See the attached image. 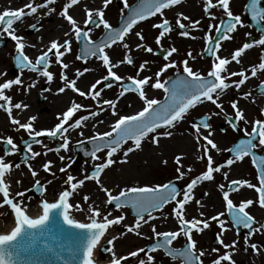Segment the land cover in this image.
Here are the masks:
<instances>
[{
    "label": "snow or ice",
    "instance_id": "obj_1",
    "mask_svg": "<svg viewBox=\"0 0 264 264\" xmlns=\"http://www.w3.org/2000/svg\"><path fill=\"white\" fill-rule=\"evenodd\" d=\"M110 2L111 0H103V8L95 11L85 9L86 16L83 19L84 27H81L77 19L72 14H69L70 9L75 11L73 6L78 5L79 0H68L59 12V15L69 26L68 30L63 33L62 41L58 38L51 39L47 45L43 46V50L35 57L34 62L25 54L24 49L26 44L24 38L16 34V29L13 27V24L15 21H20L25 15L37 13L38 9L47 8V12L44 15L52 13L54 9L48 7V5L55 3V0H43V3L35 5L32 3V0H29V3L24 5L22 9L6 10L0 13V35L7 34L15 42V62L21 73L27 69L28 71L36 73L39 77L46 78V81L51 83L53 81V73L48 69L50 58L54 56L55 63L60 66L59 78L65 82L63 87L57 89V93H64L66 89H70L78 93L81 97H90L97 105V111H91L88 115H81L73 121L74 114L81 110L82 105L72 101L66 110L57 115L56 119L58 122L54 126L37 130L34 127L37 116H29L27 122L24 123L13 117L14 109L23 113L28 109L29 105L23 101L13 103V97L5 94V91L11 90L13 86H17L18 88L23 87L24 92L27 93L29 89L35 87L37 82L33 80L24 87V81L21 75H16L14 79H6L0 82V110L7 113L8 120L11 125L17 126V131L23 129L31 140V143L28 140L21 141L24 145V152L21 155L20 163L14 165L16 169H19L21 164H25L31 177H37V171L29 164V160L35 159L40 155L39 152L32 150L33 144H41V141L37 137L47 136L52 139H62V143L54 149L48 148L45 145L46 151L44 155L54 151L59 159L64 161L65 157L59 155V153L61 150L65 152L69 150L70 137L67 134L71 130L84 128L85 122L90 117H97L100 113L104 112L106 109L101 105H106L111 110L113 116H118L114 123L110 125L109 131L96 132L94 135L87 137H84L83 131L79 132V135L84 138L77 140L76 145L84 151L85 157H90L93 162L98 161L101 157L97 153H101L107 149L106 159L101 163H94L92 171L88 175H84L82 179H76L71 174L67 175L64 183L69 187L60 191L58 198L54 202L41 200L39 204L40 214L35 216L28 214L26 205L22 204L24 192L28 191V189L17 191L10 198V182H6L5 178L12 172L13 165L11 162L6 161L5 157L16 152L17 145L13 142L11 136L0 138L4 145L3 155H0V194L3 196L2 205H8L11 208L14 223L10 231L0 234V264H39L41 260H63V264H69V261L64 259L63 254H75L77 252L82 253L80 264H95L92 258L93 249L101 241V237L104 236L106 229L113 224L119 225L121 221L125 220V216L120 214L114 219H110L111 211H108L102 216L103 222H98L97 218L102 215L100 209L88 203L87 212L91 213L88 217L90 222H80L74 219L69 214V209L72 207H75L77 211H81L82 209L79 204H69V197L73 195L78 186L84 185L87 180H94L99 186L100 191L106 196L105 204H112L114 202L116 209L130 207L133 210L136 217L135 223L131 226L128 224L124 225V229L128 233L134 232L137 235H141L139 230L142 226L148 225L149 221H154L158 218L154 215L155 212L163 209L165 205L175 202L172 215L178 224L176 230L158 231L156 225L152 224L151 233L155 240L147 247V250L145 248H137L119 257H117L111 247L101 246L102 251L112 253L109 264H121L122 261L124 264H127L129 258L135 259L136 264H156L158 258L150 253H156L157 250H163L165 255L169 256L173 261L179 259L180 264H205V260L203 259L206 255L205 250L198 249L197 240L194 239L193 233H203L205 229L210 227V221H215L220 231L216 237L218 247L211 249V252L216 255L209 260V264H235V261L232 259V254L237 250L238 241L232 240L228 244L221 239V236L224 235L226 230L227 222L225 219H222L225 214L231 220L232 225L236 227L237 235H239L240 228L247 230L244 234L243 241L245 251L250 247L253 252H259V247L256 243H249L254 233H264V223L258 222L246 210L254 205V200L243 198L236 204L230 198V192H234L243 186H246L248 189H254L257 194V200L255 202L259 204L260 208L264 209V157L258 158L255 151L258 148L264 149V108L260 109V118L250 120L247 117L246 111L239 107V101L237 99H229V104L234 115H226L227 123L232 131L242 132L244 138L239 139L238 143L233 147L223 149V151L232 154L223 163H217L214 161L213 156L209 154L210 150H215L219 153L221 149L213 139L215 129L212 128L211 123L208 121L211 119V115H219L225 111L222 106L223 102L221 101V97L226 94V90L235 88L242 99H247L252 94L247 91L240 92L239 90L247 81L252 78H257L259 79L257 87L258 94L264 95V79L260 78L264 76V52H261L258 63L253 62L248 66L242 65V59L247 50L252 49L254 46H264V35H261L257 40L245 42L241 46L231 50L228 57L217 55L216 53L221 48V41L231 40L233 38L231 34L236 31L237 26L244 27V24L241 21V17L235 15L231 10L230 0H215V2L213 0H204L203 14L208 16L210 20L216 21L218 19L213 14L212 9L218 7L223 12V17L219 19V23L215 25L210 23L208 25V29L211 30L214 27L216 33H219V36H210L207 33L204 36L205 51L212 57V63L206 75L189 66V59H195L190 51L187 53V58L179 62L170 59L172 54L178 51L173 46L164 50L163 60L165 62L152 76L144 75L141 78L142 71L150 70L146 67L149 65V61L144 60L139 64L135 77H123L118 75L113 69L124 63L129 65L133 64V57L125 54L122 60L118 59L113 63L106 50L111 49L118 42L122 43V47L125 50H129V44L123 41L133 29L134 25L157 14L163 18L165 15L164 10L180 4L181 0H140L135 7H130L127 0H124L123 7L129 9V14L119 28H114L104 18V9L107 8ZM245 8L254 21L258 23L259 21H264V7L259 6V0H250V3L246 4ZM24 9L28 11L25 12ZM181 19L189 21V24L181 23ZM175 24L179 28V36L188 37L189 27L197 29L200 20H190L187 15L177 13ZM101 26L104 29V35L99 40H93L90 37L93 27L100 28ZM30 27L39 30L37 29L36 23L30 25ZM152 27L158 30V35L155 37L157 46H160L161 38L173 30L172 24L166 18H163L160 23L153 24ZM259 30L264 32V27H261ZM135 35L141 41L135 44L136 49H142L144 52L153 55L156 54L152 47L146 46L143 43L145 37L140 32H136ZM73 37L81 44L80 53L76 56V60L86 63L90 57H95L97 61L102 62L103 67L107 71L106 75H103L90 84L87 93L76 86V79L69 80L65 74V69L69 68V64L65 63L62 57L71 53ZM192 39H195V37H192ZM30 46L35 48L34 44ZM232 62L240 65L239 70L229 71L227 66ZM171 68L176 69V78L162 80L161 74ZM88 71H90L88 68H84L83 71L76 70L75 76L76 78L83 77ZM4 75L6 73L0 72V77ZM153 77L155 78L154 82ZM232 77H237L238 79H231ZM102 81H104L103 87L96 90L97 85H100ZM109 81L121 82L119 84L120 90L118 96L115 100H98L104 88L111 87ZM149 86L152 89L162 90L164 99L148 98L145 88ZM42 91H49V89H43ZM128 92L136 93L139 100L143 103V107L132 115H118L116 112L117 101ZM206 101H210L219 112L205 115L190 125L193 130L190 135L193 137L197 146V153H200L195 156V159L205 161L206 170H203L187 183L182 192V199L177 198L181 195V191L172 180L166 183L151 185L125 186L120 188L115 195L110 188L103 185L100 178L101 173L115 163L113 159L115 153L123 150V157L120 162L125 163L130 153L141 149L142 141L148 138L149 134H152L151 141L153 144L158 142V137H172V129L178 123L185 120L189 110L194 109L197 105L204 104ZM102 122L100 120L97 121V123ZM241 122L245 125L244 128H240ZM93 128H95V125H93ZM159 129H163V131H158ZM225 131L227 129H220V132ZM127 141H131L132 145L122 149V146ZM85 142L92 145L91 149L85 150L83 148ZM245 157H251L253 165L257 168L258 186L247 180H230L228 181L226 190L225 184H219L217 187L222 196L224 211H219L215 215L207 218H203L205 214L201 211L199 216L203 219L196 217L187 219L185 207L193 200V189L201 182L214 181V173H221L224 179L228 180V171L222 172V169L232 166L237 161H242ZM162 163L167 165L168 161L164 160ZM174 163L177 165L175 169L178 174L175 177L176 180L183 179L187 173L193 171L191 166L187 168V171H182L184 166L181 155L174 157ZM51 164V161L44 162L42 164L43 170L49 172ZM66 167H70V165L61 167L59 169L60 172H64ZM74 180L75 183H73ZM15 183L19 185L20 180L17 179ZM34 187L41 193L45 190L44 185L38 179H35ZM17 197L20 199H17ZM83 199L84 201H88L89 197L85 195ZM195 203L201 205L200 200H195ZM55 209L61 210L60 217L63 225L82 230L86 235L82 239L77 240L66 238L56 225L50 223V214ZM178 237H183L185 240L182 248L172 247L173 242L177 241ZM116 239L117 237L113 236L107 240V244L112 245ZM219 246L225 249L222 254L219 253ZM140 254H143L144 258H141Z\"/></svg>",
    "mask_w": 264,
    "mask_h": 264
},
{
    "label": "flooded vegetation",
    "instance_id": "obj_2",
    "mask_svg": "<svg viewBox=\"0 0 264 264\" xmlns=\"http://www.w3.org/2000/svg\"><path fill=\"white\" fill-rule=\"evenodd\" d=\"M213 2H215V0H213ZM249 3H250V0H230L231 10L233 11L235 15H239L241 17V21L243 22L244 27H240L238 25L236 31L231 34L233 36L231 40L221 41V48L216 53L217 55H220L221 57H228L231 50H234L236 47L241 46L245 42H251L253 40H257L260 38L261 35H264V32H261L259 30L261 27H264V21H259L258 23L257 21H254L252 19L251 15L245 8V5ZM82 4L86 5V3H79L78 6L80 5L82 6ZM203 4H204V0H181L180 4L164 10L165 15L163 18H166L169 20V22L173 26V30L169 34H167L165 37H162L160 46H157V44L155 43V37L158 35V30L153 27L151 29V35H152L151 46L154 52L156 53L155 55L153 54L152 55L154 56L155 60H158L157 62H155L156 64L155 63L154 65L152 64L153 67L154 66L158 67V68L157 67L155 68V71H157L159 67H161L163 63L165 62L163 60L164 50L169 49L174 46L177 48L178 51L177 53H173L170 59L176 60L177 62H179L180 60L187 58V53L190 51L192 55L195 57V59H189V66L192 67L194 70L200 71L202 74L206 75L207 70L212 63V57L207 51H205L204 36L206 33L210 36H217V37L219 36V33H216L215 28L213 27V29L209 30L208 25L210 23L213 25L219 23V19L223 17V12H222V9H219L218 7L215 9H212L213 14H215L218 18L216 21H212L210 20L208 16H205L203 14ZM121 6H123L122 3L119 4V7ZM259 6L264 7V0H259ZM48 7H51L54 9V11L50 13V15H53L55 12V6H48ZM87 7H88L87 5L85 7L83 6L81 7V11H82L81 17L83 19H85V16H86L85 8ZM100 8H103V1H101L100 3L99 9ZM71 10L72 9L69 10V14H72V12H70ZM24 11L26 12V9H24ZM37 12L38 14L35 13L32 15H25L24 17H22V19L19 22L22 24V30H23L22 37L24 39H27L28 37L30 38L36 35L37 40L41 41V44H42L45 41V40H42V35L45 33L44 30L47 31L48 26L53 25L52 26L53 29H56L57 26H55V22L52 23L53 18H50L49 22L51 23V25L48 24L47 27H44V26L41 27V23L37 22L40 20L38 17L39 16L46 17L47 15H44V13L47 12V8L38 9ZM105 13H106V8L104 9V16H106ZM177 13H183L184 15H187L190 18V20H200V24L197 29H192L191 27H189L188 37H181L178 34L179 28L175 24V21L177 19ZM35 15H36L37 21H35L34 23L37 24V29L39 30L31 28L30 25L34 23H28L27 21V17H30V16L33 17ZM121 17H120V20L117 22V24L113 27H116L118 25V23L122 19ZM163 18L160 17L159 14H157L156 16H153L144 21H141L136 25L143 24L145 22H151V24L153 25L156 23H160ZM224 18L226 19V17ZM181 23L189 24V21H184L183 19H181ZM25 25L26 27H24ZM80 26L84 27L83 22H82V25ZM102 28H103L102 26L100 28L93 27V29H95L96 31L92 30V32L90 33V37L93 32H97L101 30ZM103 34H104V30L101 31L98 38H95V39L92 38V39L99 40L101 39V36ZM192 37H195V39H192ZM8 43L9 41L5 40V46ZM118 43L121 44V42H118ZM38 44H40V42H38ZM5 46L3 48H5ZM80 48H81V44L77 42L75 38L73 37L72 49L74 52V59L71 58L72 51L70 54H66V55L70 57L69 60L75 61L77 63L75 64L77 66L76 68L79 69V67L82 66V70H83L84 68L88 67V64L93 59H95V57H90L86 63L80 60H76V56L80 53ZM40 50H43V47H41ZM24 51H25V54L28 55L29 51H26L25 49ZM261 52H264V46H254L252 49L247 50L246 54L244 55L242 59V65L248 66L249 64L253 62L258 63ZM15 55L16 54H14L11 59L12 64H11V68L9 71L10 73H12V75L11 77H9L10 79H14L16 75H22V73L19 70H17V66L15 62ZM28 56L31 57V55H28ZM54 59H55L54 56L50 58L49 69H48L52 73H54L56 69V65L53 61ZM34 60L35 59H33V62ZM134 62H135V59L133 60V64H131L130 66H133ZM98 65H99V69L104 68L102 65V62L98 61ZM227 67L229 71H237L239 70L240 65H237L235 62H232ZM137 69L138 68H135V73ZM23 73H24L23 75L26 78L24 81L25 87L28 84H30L33 80L37 82L35 87L29 89V91H36L39 94V97L34 100V103L37 104V102L39 103L40 101L45 102L46 97L49 94V91H42V90L49 89L50 84H52V82L48 83L46 81V78L39 77L37 76L36 73L28 71L27 69L23 70ZM90 73L91 74L93 73L92 74L93 77L91 78L92 83H93L97 79V75L95 74L97 73V71L91 70ZM181 74H182V69H181ZM143 76H144V73L141 76V78ZM176 76H177L176 69L171 68L167 70L165 73L161 74V79L170 80V79H175ZM260 78L264 79V76H261ZM54 79L56 78L54 77L53 80ZM231 79H238V78L232 77ZM154 80L155 78L153 79V82ZM0 82H2L1 79H0ZM109 83H111V87L106 88L107 90L114 88L117 82L109 81ZM258 84H259V79L252 78L251 80L247 81L246 84L242 86V88L239 90L240 92L247 91L252 94L247 99H242L240 95H238L237 90L235 88L226 90V94L221 97V101L223 102L222 106L225 109L223 113H220L219 115H211V113L219 112V110L216 109L215 106L212 105L210 101H206L204 104L197 105L194 109H190L189 113L186 115L185 120L181 121L175 126L173 130H176V133H177L176 136H178L179 134V136L177 137L178 140L180 142L185 141V140L189 141L190 143L192 142V145L194 146V152L192 156L190 157V160L183 159V156H182V163L184 164V168H182V171H187V168L189 166L192 167L193 171L190 173H187L185 178L182 180H174V179L172 180L173 183L176 184L177 188L181 191V195L177 197L178 199H182V192L185 189V186L187 185V183H189L191 179H193L195 176L199 175L203 170H206V162L195 159V156L200 153H197L196 151L197 146L193 140V137L190 135V133L193 131L190 127L191 123L199 120L201 117L205 115H211V119L208 122L211 123L212 128L215 129L213 139L217 143L221 151L217 153L215 150H210L209 154L213 156L214 161H216L217 163H223L226 159H228L232 155L231 153L223 151V149L233 147L236 143H238L239 139L244 138L242 132L232 131L231 127L227 123L226 115L227 116L234 115V112L231 109L230 104H229V99L230 98L237 99L239 101V107H241L242 109L246 111L247 117L250 120L260 118V109L264 108V95L258 94V91H257ZM100 85L103 87L104 81H102ZM149 87H146L145 91ZM16 89H17V86H13L11 90H6L5 93H9L11 94L12 97H16L13 95L14 93L17 92ZM155 90H156V94H158V96L160 97L158 100H163L164 99L163 91L158 90V89H155ZM129 93H132V92H128L125 94H129ZM132 94L137 95L136 93H132ZM45 110H46L45 112L48 111V109H45ZM127 110L128 108L124 110L125 113L127 112ZM2 111L3 110H0V112ZM183 125H185L186 130L184 132L183 131L180 132L178 129ZM244 127L245 125L241 122L240 128H244ZM221 128H225L227 129V131L220 132ZM249 130H250V125H249ZM158 131H163V129H159ZM150 135L152 134H149V136ZM45 137L48 138L47 136ZM217 138L220 140V144L218 143ZM49 141L50 142L53 141L55 143L54 147H57L60 143H62L60 138H59L58 143L54 141L53 139L52 140L49 139ZM127 142L132 143L129 141ZM76 148L77 146L74 149L75 152H76ZM255 151L257 153L258 158L264 157V149L258 148ZM60 152L62 153L64 151L61 150ZM201 152H202V149H201ZM91 171H89L88 174ZM105 171L106 169L104 170V172ZM223 171H228L229 173L228 180H225L221 173H214V181L201 182L193 189V200L190 201L185 207L187 219H191L193 217L203 219L211 215H215L219 211H224L222 196L217 187V185L219 184H222V183L225 184L226 190H227L228 181L230 180H247L250 183L256 184L258 186V183H259L258 182V172H257V168L252 163L251 157H245L242 161H237L232 166L222 169V172ZM103 173H101V177ZM31 193L33 194L35 192L33 191ZM205 193H207V195H205ZM230 198L233 199L234 203L236 204H238L243 198L253 199L254 205L246 210L249 211V213L258 222L264 223V209L260 208L259 204L255 202L257 200V194L255 193L254 189H248L246 186L240 187L236 191L230 192ZM195 200H200L201 205H197L195 203ZM68 202L70 204H73L74 203L73 198H69ZM82 202L83 204H79L81 208L87 204V201H84V199L82 200ZM173 207H175V202L165 205V207L162 210L154 213L155 216L157 214H161V217H158L154 221H149L148 225L142 226V228L139 231H142V229L146 228L145 226H149L150 231L148 235L146 236L147 238L146 240H144L140 236H137L139 241L137 243L138 246L136 247V249L145 248V250H147V247L150 246L154 242L155 238L152 236V233H151L152 224L156 225V228L158 231L176 230L178 228V224L174 216L172 215ZM201 211L204 212L205 214L203 218L199 216V213ZM222 219H225L227 223H226V230L224 232V235L221 236V239H223L224 242L228 244H230L232 240L238 241L237 250L234 251L232 254V259L235 261V264H264V233H254L253 236L249 240L250 244L256 243L258 245L259 252H253L250 247L247 249V251H245V245L243 241H244V234L247 232V230L240 228L239 235H237V229L236 227L232 225V222L227 216V214H225V216L222 217ZM219 231L220 229H219V226L216 224V222L210 221V227L208 229H205L203 233H200V234H196L195 232L193 233L194 239L197 240L198 249L205 250L206 255L203 258L205 260V264H209V260L211 258H214L216 255L211 252V249L214 247H218L216 244V237ZM184 243H185L184 238L178 237L177 241L173 242L172 247L182 248L184 246ZM224 251L225 249H223L222 246H219V253L222 254ZM150 254H153L158 258L156 261V264H180L179 259L173 261L169 256L165 255L163 250H157L156 253H150ZM140 255H141V258H144L143 254H140Z\"/></svg>",
    "mask_w": 264,
    "mask_h": 264
},
{
    "label": "bare ground",
    "instance_id": "obj_3",
    "mask_svg": "<svg viewBox=\"0 0 264 264\" xmlns=\"http://www.w3.org/2000/svg\"><path fill=\"white\" fill-rule=\"evenodd\" d=\"M17 1L18 2L15 3L14 0H4V1L2 0V2L4 4H7V5L4 9L1 8L0 10L1 11L18 10V9L24 8V5H26L27 2L29 3V1H27V2L23 3L22 5H18L21 0H17ZM101 1H103V0H82V2L86 3V5L88 6L85 9H90L93 11L99 9ZM79 3H80V1H79ZM81 7H82L81 5L80 6L76 5L73 8L75 11H73V10L70 11V12H72V15L74 16V18L77 19L78 23H80V25H82V22H83V18L81 17V14H82ZM37 14H38V12H37ZM36 15L33 17H31V16L27 17L28 23H34L35 21H37ZM26 25H28V24H26ZM26 25L24 27H26ZM55 25L57 26L56 29L52 28L53 25L48 26L47 31L42 35V40H45L44 43H42V44H41V41L37 40L36 35H34L33 37H30V38L28 37L27 39L29 41L27 39H24V42L26 44L25 50L29 51L28 55H31V57H29L30 59H32V60L35 59V57L38 55V52L41 51L40 50L41 47H43L44 44L47 45L51 39L58 38L62 41L63 33L65 31H67L68 28H66L65 25L60 24V23L55 24ZM19 26L22 27V24L18 22V24L16 25V28H18ZM139 26H143V24L135 25L133 27V29L130 31V33L125 37V41L129 44V50L131 53H133L134 50H139V49L135 48V44L139 43V42L135 39V36H134L136 32H139V29H140ZM93 31H96V30L93 29ZM18 32L19 31L16 29V34H18ZM93 33H95V32H93ZM38 42H40V44H38ZM33 44L35 45V48L30 46ZM11 46H14V45H11ZM120 46H121L120 43L114 44L111 49H107L108 54H110V53L112 54L113 51L116 50V48L120 49ZM0 54H1V51H0ZM68 54H70V53H68ZM69 58L70 57L68 55H66L65 57H62V60L65 63L69 64V68L65 69L66 76L68 77L69 80L76 79L77 80L76 86L78 88H80L82 91H85L87 93V89L90 86V84L92 83V81L90 79L93 77V75L90 72H86L83 77L76 78L75 70H77L78 68H76L77 66L74 63H72L71 60H69ZM112 62L114 63V61H112ZM90 63L93 64L92 70L99 69L98 61L96 59H93ZM1 65H4V63ZM151 66H153V65H150L149 67H151ZM72 67L74 68V70ZM2 69L3 68H1V66H0V72L4 73V71H2ZM119 69L120 68L118 66L117 68H115L113 70L117 72ZM23 74L24 73L22 72L21 78L23 79V81H25L26 78ZM119 75H121V74L119 73ZM0 79L3 82L4 80L10 79V78H5V75H4L3 77H0ZM64 83H65L64 81H61L59 79H54L52 81V84H50V87H49V94L46 97V101H45L44 105H38V104L34 103V100L39 97V94L36 91H29V93L27 92L25 95L19 94L18 96L13 97V103L23 101L24 103H27L28 105H30L28 107V109L25 110L23 113H20L19 110L14 109L13 110V117L16 119H19L22 123H24V122H27V118L29 116H32V115L37 116V120L34 123V127L37 130H39L41 128H50V127L54 126V124L56 122H58L56 118H57V115L59 113L66 110V108L68 106H70L72 101H75L76 103H78L77 99H75V96H77L80 99L81 98L84 99V101H87V98H89V97H87V98L81 97L78 93L73 92L70 89H66L64 93L58 94L57 89L59 87H63ZM108 91L109 90L104 88V91L101 93V97H99L98 100L109 99L111 93H109ZM148 92H151V90L149 88L146 90V93H148ZM5 94L8 95L9 93H5ZM124 97H126V94ZM153 97L155 98L156 95L154 94ZM126 102H127V100L120 99L118 101V103L116 104V112L118 113V115H132V114H135V112L142 109L141 107H137L135 105H132L129 108V110H127L126 114H123L119 110L121 108H124V106L126 105ZM101 106H103V105H101ZM83 107H84V105H83ZM45 109H48V111L45 112L46 111ZM46 113H48V114H46ZM117 118H118V116H110V115L106 116L103 113H100L97 117H90L89 120L85 122L84 128L71 130L70 133L67 134L70 137V144L69 145L74 146V144H76L77 140L83 139L84 137H87V136L94 135L96 132L109 131L110 125L112 123H114L115 119H117ZM98 120L103 121V122L97 123ZM93 125H95V128H93ZM16 128H17V126L11 125L10 121L8 120L7 113L2 114V112H0V138L8 137L9 134L11 133V130L17 131ZM19 131H21L23 134L27 135V133L23 129H20ZM81 131L84 132V137H81L79 135V132H81ZM1 140L2 139H0V141ZM218 143L220 144L219 139H218ZM44 146H45V144L37 145L36 148L32 147V150L42 154L41 152L45 151V149H46ZM146 149H147L146 145H145L144 141H142V147H141V149H139V152L136 150L133 153H130L128 156H130V155L131 156L128 157L126 159L127 162L124 163V164L133 163L132 166H128V165L127 166L131 170V173L132 172H133V174L135 173L134 175H130L129 171L127 170L128 168H126V167L121 168L120 170L118 169V171H116V172L113 170L110 172L111 174H109V175H111V177H110L109 181L104 184V186L105 187L112 186L113 188H110V189L114 195L118 193L120 188H123L125 186H133V185L143 184L142 182H140V180L142 177H143V179H144V177H147L148 173L150 172V169L153 170L154 168L158 169L160 167H169L168 164L164 165L162 163V161L167 160L168 163L170 162V160L174 161V157L176 155H181V156H183V159L190 160V157L192 156V154L194 152V146L192 145V142L190 143L189 141H186V140L181 141V142L178 141V142H176L175 145L170 144V145L163 146V149H161L160 151H159V149H155V150L152 149L151 151H148V153L144 154V151ZM156 150H158V151H156ZM2 152L3 151L0 149V155H2ZM153 152H156V153H153ZM171 152H172V154H171ZM139 153L141 155H139ZM54 154H55V156H54L55 160H59L62 163L64 162V161H61L59 159V157L56 153H54ZM59 155H61V153H59ZM97 155L100 156L101 158L106 156L105 153L104 154L100 153ZM117 155H119V154L117 153L113 157H115ZM44 157H45V162H47V161L52 162V158L49 157L48 154L45 155ZM43 163H44V161L41 162V165ZM94 163H97V161H95V162L91 161L90 162V164H94ZM11 164H12V162H11ZM41 165H39V163H34L32 165L33 169L35 171H37V173H38L36 178L31 177L30 173H28V170H26L24 168L16 169L13 166L12 172L9 175H7L5 178L6 182H10V189H9L10 198L12 196H14L17 191H23V188H27V189L31 188L33 186V184L35 183V179L40 180L41 173L43 171V168ZM65 166H66V163H64V165H61V166H58V165L51 166L49 172L51 174H54V173H56V171L58 169H60L61 167H65ZM86 168H87L86 164L81 165L78 167V170H76L74 173L71 172L70 174L73 175L74 177H76V179H82L85 172H86L85 171ZM22 170H25L27 172V174L25 176H23V175L21 176ZM108 173H109V171H108ZM17 179L20 180L19 185H17L15 183V181ZM59 183H60V181L58 182L56 180L53 183L47 185V186H49L48 187L49 188L48 195L53 194L55 192L54 187L61 185ZM73 183H75V180L73 181ZM91 185H94L93 182H91V184L86 182L84 185L78 186L76 191L79 190V192L82 193V196L79 195L81 198H83L85 195H87L89 197L87 204L91 203L93 205V207H98L101 211L106 206V204H105L106 196L104 193H102V191H100L99 188H97L96 191H92L93 189H92V187H90ZM118 185H121V186L119 187ZM59 193L57 195H55V197H53L52 200L50 199L47 201L54 202V200L58 198ZM1 195L2 194H0V196ZM50 197H52V196H50ZM71 197L73 198V196H71ZM45 199H46V196L41 197V198H37L33 203V204H36L34 206L31 204L26 205L24 202L22 204L26 205V207L28 209V214L35 216V215L40 214L39 204H40L41 200H45ZM87 204L81 208L82 209L81 211H77V209L75 207L70 208L69 214L74 219H77L80 222H86V223L90 222L88 217L91 215V213L87 212ZM71 205H75V204L73 203ZM2 210H5V208L2 207ZM2 210H0V211H2ZM6 210H8L9 212H12L10 206H7ZM101 214H102V212H101ZM109 218L114 219V217H109ZM97 220H98V222H103L100 219V217H98ZM122 222L123 221H121V224H122ZM121 224H119V225L113 224V225L109 226V230L108 229L106 230L104 236L101 238L100 243L93 249L92 258H93L95 264H109L112 253L106 254L105 256L101 255L100 248L103 245H107L108 247H111L113 249V252L117 255V257H119L120 255L124 254L125 251L129 250L128 247L131 246L130 245L131 241L133 242L135 238H138L137 236H140L144 240L147 239L146 236L148 235V233L150 231L149 226H145L146 228H144V229H142V231H140L141 235H137V234L135 235V233L133 232V233H130L129 235H127L126 237H122V236H119L118 234H116L117 230L115 229L118 226H121V227L124 226V224H122V225ZM12 226H14L13 216L11 217V219L7 223H2V220H0V234L4 233L6 231H10ZM113 236L117 237V239L113 241L112 245H108L107 240L111 239Z\"/></svg>",
    "mask_w": 264,
    "mask_h": 264
},
{
    "label": "rangeland",
    "instance_id": "obj_4",
    "mask_svg": "<svg viewBox=\"0 0 264 264\" xmlns=\"http://www.w3.org/2000/svg\"><path fill=\"white\" fill-rule=\"evenodd\" d=\"M14 1H15V3L18 2L17 0H14ZM27 1H29V0H21L18 5H22L23 3L27 2ZM79 1H80V3H83L82 0H79ZM136 1L137 0H127V3H128V5L130 7H132V5L133 6L135 5ZM67 2H68V0H55V3L48 5V6H55V12H54V14L53 15H50V13H49L46 17L45 16H39L38 18L40 20L37 21V22L41 23L42 26L47 27L48 24L51 25V23L49 22V19L50 18H53V22L52 23H54V22H55V24L60 23V24L65 25L66 28H69V26L67 25V22L59 15V12L61 11V9H63V5L65 3H67ZM32 3L34 5L35 4H40V3H43V0H32ZM119 3L120 4L121 3L123 4L124 3V0H111L110 4L106 8V13H105L106 16H104V18L107 19L112 26H115L117 24V22L120 20L121 15L122 14L123 15H126L127 14V11H128L123 6L119 7ZM6 5L7 4H4L2 2V0H0V9L1 8L4 9L6 7ZM82 6L85 7L86 5L82 4ZM4 11H6V10H4ZM4 11H1L0 10V13H3ZM27 11L28 10L26 9V12ZM18 22L19 21H15L14 24H13V27L19 31L18 32V35H21L22 36V31H23L22 30V27L19 26L18 28H16V25L18 24ZM151 25H152L151 22H145V23H143V26H139V28H140L139 29V32L145 37L143 43L146 46H150V47H152L151 46V37H152V35H151L152 26ZM102 30H104V29L102 28L101 30H99V31H97L95 33H92L91 34V38H93V39L98 38V36H99V34L101 33ZM44 32H46V30H44ZM134 36H135V39L140 43L141 41H139V39L136 37V35H134ZM0 39H3L4 41L5 40H8L9 41V43L5 46V48H3V49L0 50L1 51V54H0V61L1 62L0 63L1 64L4 63V65H1L0 64V66H1V68H3L2 71H4V73H6L5 78H9L12 75V73H10V71H9L10 68H11V64H12V62H11L12 60L11 59H12V56L14 54H16V52H15V42L12 41L7 36V34L0 35ZM123 42H126V41L124 40ZM11 45H14V46H11ZM125 54H128V55L132 56L133 57V60L135 59V62H134V65L133 66H130L127 63H124L123 65L122 64L119 65V68L120 69L117 72L115 71L118 75L120 73V74H123V75H121L123 77H127V76H133V77H135V74H136L135 73V68H138L139 67V64L141 62H143L144 60L149 61V65L146 66V67L149 68L150 70H148V71H142L141 72V76L143 75V73H144V75H149V76H152L153 75V73L155 72V68L157 66H154V67L153 66L149 67V66L152 65V64L154 65V63L157 62L158 60H155L154 56L151 53H146L142 49L134 50V52L131 53L129 50H125L122 47V43H121L120 49L116 48V50H114L112 54L110 53L109 56H110L111 60L114 61V63H115L116 60H118V59H121L122 60ZM71 58L74 59L73 49H72ZM53 61L55 63V59ZM71 62L74 63V64H77L75 61H71ZM55 65H56V69H55V71L53 73V78L55 77L56 79H59L60 80V78H59L60 66L57 65L56 63H55ZM92 66H93V64H91V63L88 64V67L87 68L90 70V72L92 70ZM77 70L82 71V66L79 67V69H77ZM96 71H97V73H95V74L97 75V79H99L103 75H106V73H107V71H106L105 68H103V69L100 68V69H97ZM105 71H106V73H105ZM99 75H100V77H99ZM153 79H154V77H153ZM91 81H92V79H91ZM120 83L121 82H119V83L117 82L116 85L114 86V88L109 89L108 92L111 93L109 99H111V100H115L116 99V97L118 96L119 90H120L119 89V84ZM101 87H102L101 85H97V89L96 90H99ZM149 89L151 90V92L146 93V95H147L148 98H154L153 97L154 94L156 95L155 99H159L160 98L158 96V94H156V90L155 89H152L151 87H149ZM16 90H17V92L13 94L14 96H18L19 94L25 95V92L23 90V87H19V88L17 87ZM8 95L11 96V94H8ZM75 99H77V102L82 105V108H81V110H79L78 112L75 113V115L73 117V121L75 119H78L81 115H88V113L91 112V111H97V105H96L95 101H92L91 100L90 97L87 98V101H84V99H82V98L80 99L77 96H75ZM120 99L127 100L126 105L124 106V108H121L119 110L123 114H126L124 110L126 108H128V110H129V108L132 105H135V106L141 107V108L143 107V103L139 100L138 96L137 95H134L132 93L126 94V97H121ZM118 101H117V103H118ZM44 103L45 102H43V101H40L39 103L37 102L38 105H44ZM83 105H84V107H83ZM102 107H104L106 109L104 112H102L104 115H106V116H108V115L113 116L111 114V110L108 109L106 105H103ZM2 114H5V112L2 111ZM46 114H48V113H46ZM183 126H181L178 129L180 132H182V131L184 132L186 130L185 129V125H183ZM172 131H173L172 137H158V142L156 144H153L152 141H151V136L152 135H150L148 138H146L144 140V143H145L147 149L144 151V154L148 153V151H151L152 149H154V150L155 149H159V151H160L161 149H163V146L170 145V144L175 145L176 142L179 141L178 138H177L179 136V134H178V136H176L177 135L176 130H173L172 129ZM174 135H175V137H174ZM9 136H11L13 138V142L17 145V151L14 152V153H12L11 155L5 157V159H6V161L12 162V165L14 166L17 162H19V160H21V155L23 153V147H21V141L22 140H28L29 137H28V135L23 134L21 131H15V130H11V133L9 134ZM40 141H41V144H37V145L45 144V145H47L48 148H53V149L55 148L54 147V144L55 143L53 141L50 142L45 136H42L41 139H40ZM61 142H62V139H61ZM2 144L3 143L1 141V143H0V149L3 151L4 148H2ZM37 145L32 146V147H35L36 148ZM131 145H132V143L124 144L122 146V149L123 148H126V147H130ZM76 146H77L76 144H74V146H70L69 145V150L67 152H65V151L62 152V153L60 152L62 156H65V160H64L63 163L60 162L59 160H55V157H54L55 156V154H54L55 152L54 151L47 153L48 156L52 158V164H51V166H56V165L61 166V165H64V163H66V166L67 165H70V167H66L64 172H60V170L58 169L56 171V173H54V174H51L50 172H45L43 170L42 173H41V178L39 180L41 182V184L44 185V189L45 190H44L43 194H41L40 196L33 195V197L32 196L30 197V194H28L29 196L26 195V194H24L22 203L24 202L26 205L27 204H31V205L34 206V205H36V204H33L34 201L37 198H41V197H44V196H46V199L45 200H50V199L52 200V198L55 197V195H57L61 190H64V189H66V188L69 187L67 184L64 183V181L67 178V175H69L71 172L74 173L76 170H78V167L79 166L85 165V164H86L87 168L85 170L86 172H85L84 175H87L88 172L92 170L93 164H90L91 158L90 159L89 158H85L84 159L83 157L78 156V154L74 150ZM45 151H46V149H45ZM45 151H42L41 152L42 154H40L35 159L29 160V164L33 165L34 163H39V165H41V162L42 161L45 162V157H44L45 156L44 155ZM137 151L139 152V150H137ZM156 151H158V150H156ZM106 152H107V149L105 151L101 152V154H104V153L106 154ZM117 153L119 155L113 157L115 163L112 164L111 166H109L106 169V171L103 173L102 177H100L103 185L106 182L109 181V179L111 177V175H109V174H111L110 172L112 170L116 172V171H118V169L120 170L121 168H125L126 167V168H128L127 170L129 171V174L130 175H134L135 174V173L133 174V172L131 173V170L128 167V166H132L133 163H131V164L130 163L129 164H124V163H121L120 162L121 158L123 157V150H121V151H119ZM117 153H115V154H117ZM153 153H156V152H153ZM97 154H100V153H97ZM171 154H172V152H171ZM2 155H3V152H2ZM139 155H141V154L139 153ZM130 156H128V157H130ZM104 159H106V156H104L103 158H101L100 160H98L97 163L103 162ZM85 161H87V163H85ZM167 164H168L169 167H160L158 169L157 168H154L153 170L150 169V172L148 173L147 177H144V179H143V177L141 178L140 182H142L143 184H140V185H144V184H150L151 185V184H157V183H166L169 180H173V179L176 180L175 177L178 174L176 173L175 169H176L177 165L174 163V161H171V160ZM183 166H184V164H183ZM20 168H24V169L28 170L27 165H25V164H21V167ZM108 171H109V173H108ZM26 174H27V172L25 170H22L21 176L22 175L25 176ZM56 180L58 182L60 181L59 184H61V185L55 186L54 187L55 192L53 194L48 195V193H49V188L48 187L49 186H47V185L53 183ZM86 182L87 183H90V184H91V182H93L94 185H91L90 186L93 189L92 191H96V189L99 188V186L95 183L94 180H87V181H85V183ZM118 186L120 187L121 185H118ZM33 187H34V184L29 189H33ZM107 188H113V187L112 186H108ZM24 189H27V188H23V190ZM79 195L82 196V193L79 192V190L78 191L75 190V192L72 195L73 198H74L73 201H74V204L75 205H77V204H83V202H82L83 198H81ZM50 196H52V197H50ZM17 199H20V198L17 197ZM2 200H3V196L1 195L0 196V210H2V207H4L5 210L0 211V218H1L0 220H2V223H7L11 219V217L13 215H12V212H9L8 210H6V207L8 205H2ZM108 211H111V216L110 217H114V218L116 216L120 215V214H123L125 216V220L122 222V224H124V225L125 224H128L129 226H131L133 223H135L136 217L132 216L131 210L126 209V208H122V209H119V210H115L113 207L109 206V204H106V206L104 207V209L101 210V212H102V215L100 217L101 220H102L103 214H106ZM156 216L157 217H161V214H157ZM115 229L117 230L116 231V234H118L119 236L126 237L127 235L130 234V233L126 232V230L124 229V226L123 227L118 226ZM138 241H139L138 238H135L133 242L131 241V243H130L131 246L128 247V249H129L128 251L135 250L136 247L138 246L137 245ZM103 246L104 247H108L107 245H103ZM128 251H125L124 254L126 252H128ZM100 253L103 256H105L106 254H108V253L104 254L102 252L101 248H100ZM121 264H124V262L122 261ZM127 264H136V260L133 259V258L132 259L129 258Z\"/></svg>",
    "mask_w": 264,
    "mask_h": 264
},
{
    "label": "water",
    "instance_id": "obj_5",
    "mask_svg": "<svg viewBox=\"0 0 264 264\" xmlns=\"http://www.w3.org/2000/svg\"><path fill=\"white\" fill-rule=\"evenodd\" d=\"M139 2H140V0H139ZM128 14H129V11H128ZM128 14L126 16H124L119 27L122 25L123 21L125 19H127ZM0 46H1V44H0ZM56 140H58V138H56ZM28 142L31 143V140H29ZM87 145L92 147V145L90 143L85 142V144L83 145V148L85 149V147ZM77 152L85 157L84 151L81 150L80 147L77 148ZM37 192L40 193L39 191H37ZM112 205L115 207L114 202L112 203ZM128 208H130V207H128ZM60 211H61L60 209H55L52 211V213L50 214V223L56 225L63 232V234L66 238H69L72 240L82 239L86 235V233H84L82 230L75 229V228L67 226V225H63L61 223ZM132 214L134 215L133 210H132ZM107 229L109 230V227ZM63 255H64V259L69 261V264H80V257L82 256V253H78V252L75 254L64 253ZM39 264H63V260H41L39 262Z\"/></svg>",
    "mask_w": 264,
    "mask_h": 264
}]
</instances>
